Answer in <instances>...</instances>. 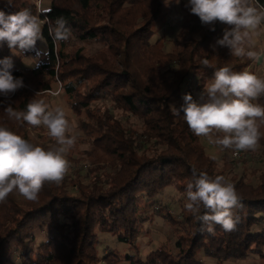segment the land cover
Masks as SVG:
<instances>
[{
	"label": "trees",
	"instance_id": "16d2710c",
	"mask_svg": "<svg viewBox=\"0 0 264 264\" xmlns=\"http://www.w3.org/2000/svg\"><path fill=\"white\" fill-rule=\"evenodd\" d=\"M186 2L170 4L177 5L182 16L174 51L168 52L163 37L152 41L156 27L165 24L169 14L164 0H51L40 11L32 0H11V6L9 0H0V10L6 14L29 9L44 21L43 42L38 40L34 50L20 52L0 43V60L12 58L15 51L19 61L32 59L39 64L23 70L12 61V75L23 78L24 87L11 97L0 96V126L38 145L28 131L32 126L9 119L4 109L11 104L26 110L31 99H42L58 80L70 108L77 114L87 113L89 121L82 128L90 138L99 171L88 186L65 176L59 185L45 183L37 201H19L12 194L0 204V264H13L15 256L20 264H119L121 260L127 264H203L204 258L224 264L251 255L264 258V167L256 186L243 177L230 180L242 202L232 209L239 217L234 231L213 225L210 234L198 219L207 210L201 206L198 213H192L184 207L182 222L187 229L173 246L165 242L145 258L137 246L144 224L153 219L149 211L156 205V195L171 185L186 194L188 183L196 178L193 170L213 178L222 175L183 113L174 115L170 105L179 109L183 95L191 94L185 89L191 78L197 77L198 87L204 88L221 67L253 72L252 60L233 56L227 47L216 44L229 26L203 25L185 8ZM252 4L264 9V0H252ZM58 17L68 21L71 36L67 41H55L50 34ZM79 43H95L100 48L85 55ZM43 45L47 56L41 51ZM105 98L139 118L143 132L125 127L109 110L95 114L93 103ZM256 103L264 105V97ZM259 148L264 157V137ZM105 166L110 171L104 175ZM68 185L76 186L78 194H70ZM36 230L47 232L38 245ZM99 233L111 235L135 252L122 258L112 250L101 256Z\"/></svg>",
	"mask_w": 264,
	"mask_h": 264
},
{
	"label": "clouds",
	"instance_id": "9594fccd",
	"mask_svg": "<svg viewBox=\"0 0 264 264\" xmlns=\"http://www.w3.org/2000/svg\"><path fill=\"white\" fill-rule=\"evenodd\" d=\"M164 3L165 6L179 5L180 0H164ZM185 8L205 26H214L217 22L229 26L216 44L227 47L231 55L254 63L264 57V49L255 50L259 37L264 34V9H258L252 0H187ZM42 23L29 9L10 14L0 10V43L6 42L10 49L20 52L34 50L37 41H42ZM50 34L55 41H67L71 36L68 21L58 17ZM41 51L44 56L48 55L46 48ZM203 64L207 66L208 60ZM30 66L39 67V64L33 60ZM13 67L10 57L0 60V95L4 97L24 87L23 78L12 75ZM260 97H264V76L248 70L233 71L225 66L214 72L199 101L186 93L180 108L170 105V110L174 115L182 112L197 137H205L210 144L239 155L255 152L264 137L261 131L264 105L256 103ZM4 111L11 120L27 122L32 127L42 126L55 141V146L45 149L0 126V204L13 193L28 201H37L45 183L59 185L70 170L67 154L77 142L73 126L62 106L50 107L44 99H31L26 110L14 109L9 104ZM193 175L195 180L187 185L186 210L198 213L203 206L207 212L198 219L210 234L214 232L213 225H220L226 232L234 231L239 217L234 216L232 209L242 206L235 185L222 175L214 178L206 172L196 175L195 170Z\"/></svg>",
	"mask_w": 264,
	"mask_h": 264
},
{
	"label": "rangeland",
	"instance_id": "374dc122",
	"mask_svg": "<svg viewBox=\"0 0 264 264\" xmlns=\"http://www.w3.org/2000/svg\"><path fill=\"white\" fill-rule=\"evenodd\" d=\"M32 1L36 4L37 11H40V9L49 6L51 0ZM168 11L169 14L166 23L156 27V34L152 41L155 42L158 38L163 37L165 39V50L172 52L174 51L173 43L179 32L182 11L177 5L170 4L168 5ZM79 44V46L84 47L85 55H92L100 48V45L95 43ZM44 48L45 46L43 45L42 49ZM261 49H264V34L259 37L255 46V50L259 51ZM11 60L16 62L18 67L23 70L33 67L30 66V64L33 63L32 59H22V61H19L18 54L15 51L12 52ZM251 69L254 73L264 76V57H262L258 63L253 62ZM194 79H197V77ZM191 80L192 81L189 79L187 81L185 89L191 91L193 99L199 101L203 88H199L198 84L193 82V78H191ZM12 95L13 94L9 96L11 97ZM42 99H44L50 107L62 106L65 109L67 118L73 126V134L77 137L75 146L67 154V159L70 161L71 167L66 176L76 184L90 185L95 181V173H98L99 171H97V165L94 164L93 146L90 143V138L82 128V123L84 121H89L87 113L83 111L81 114H77L70 108L68 97L63 92L62 84L58 80L52 83V88L43 94ZM92 108L94 109L93 112L95 114H102L106 110H109L115 119L119 120L125 127L130 128L138 134L142 133L144 130V125L139 118L115 107L110 98L94 102ZM28 131L38 146H55V141L48 136L47 130L42 126L36 128L31 127ZM199 143L209 156L212 158L215 157L216 172L222 173V176L228 181L233 177H243L255 186L258 184V175L264 167V157L261 155L260 148L255 152H242L243 157L235 159L233 158V152L231 150H222L218 146L210 144L205 137H199ZM109 171L110 168L105 166L103 167L102 173L105 175V173H109ZM67 191L73 195L78 194L76 186L68 185ZM13 194L19 201L25 200L23 197H20L15 193ZM153 200L157 201L155 207L149 211V215L153 216V219L144 224V231L137 240V246L140 247L142 258H145L165 242H168V244L173 246L177 241V238L185 233L187 229L186 225L182 222L183 208L188 202L186 194H182L175 185H171L165 188L160 194L156 195ZM165 213L167 214L165 215ZM46 235L47 232L39 230L34 232L37 245L45 240L47 237ZM99 240V251L101 256L106 255L112 250L118 251L122 258L126 254L132 255L135 252L133 247L116 242L114 237L109 234L99 233ZM13 264H20L18 257H14ZM119 264L127 263L124 260H121ZM203 264H216V261L204 258ZM224 264H264V258H260L257 255H251L244 260L231 261Z\"/></svg>",
	"mask_w": 264,
	"mask_h": 264
},
{
	"label": "built area",
	"instance_id": "2783aa9c",
	"mask_svg": "<svg viewBox=\"0 0 264 264\" xmlns=\"http://www.w3.org/2000/svg\"><path fill=\"white\" fill-rule=\"evenodd\" d=\"M43 23H44V21H42ZM42 23V24H43ZM190 81H192L191 79H190ZM193 82H196L197 84H198V80L197 79H194L193 78ZM199 85V84H198ZM243 157V153L241 152V153H239V155H234L233 154V158H235V159H240V158H242Z\"/></svg>",
	"mask_w": 264,
	"mask_h": 264
}]
</instances>
